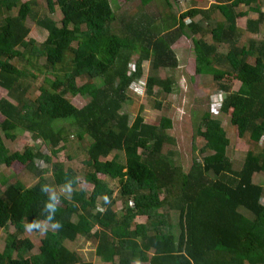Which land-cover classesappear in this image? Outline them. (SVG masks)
Returning <instances> with one entry per match:
<instances>
[{"label":"trees","instance_id":"obj_1","mask_svg":"<svg viewBox=\"0 0 264 264\" xmlns=\"http://www.w3.org/2000/svg\"><path fill=\"white\" fill-rule=\"evenodd\" d=\"M153 1L138 0V4L147 9ZM162 1L168 9L164 15L150 16L146 11L119 22L111 0H44L47 12L59 9L58 25L45 12L38 13L36 0H0V86L16 100L0 98V166L17 165L40 173L37 162L51 164L50 182L40 176L31 187L16 181L0 192V228L11 225L23 233L25 223L44 219L47 197L41 186L59 188L65 179L74 182L70 199L61 197L56 213L62 227L43 234L36 253L30 238L10 234L0 251V264H92L82 262L64 244L79 236L95 238L98 264H135L136 260L140 264H264V185L254 182L257 175H264V148L259 147L264 137V35L259 41L250 37L239 43L242 31L260 33L261 0H213L207 8L190 7L179 13L173 9L178 0ZM248 10L257 16L248 17ZM213 11L222 18H212ZM28 17L46 29L42 42L27 39ZM243 17L245 26L240 30L237 21ZM182 35L193 46L192 75L226 77L218 84L219 93H224L218 112L235 129L237 149L244 150L239 169L227 155L230 139L221 120L210 110L202 114L197 127L203 140L199 153L204 156L192 155L187 171L176 164L174 150L165 149L176 141L168 132L173 125L170 117L149 123L137 113L129 121L128 114L120 111L130 101L128 87L142 75L147 95H153L155 87L172 91L174 79L153 71L178 66L172 44ZM26 54L44 57L38 72H28L33 79L45 75L33 98L25 95L28 74L12 62ZM65 59L67 66L59 67ZM232 82L239 84L236 91ZM67 94L88 99L77 107ZM69 128L77 141H86L82 175L89 191L79 188L74 168L51 161L68 140ZM24 132L30 133L32 142L22 152L9 153L3 138L14 141ZM35 141L50 153L36 148ZM100 174L118 181L120 213L113 190ZM175 213L174 227L170 216ZM137 217L145 222L137 224Z\"/></svg>","mask_w":264,"mask_h":264},{"label":"rangeland","instance_id":"obj_2","mask_svg":"<svg viewBox=\"0 0 264 264\" xmlns=\"http://www.w3.org/2000/svg\"><path fill=\"white\" fill-rule=\"evenodd\" d=\"M38 13L43 12L46 15L53 18L58 25H60L61 14L59 9H55L54 12H47L45 8L44 0H36ZM213 0H178L174 4L173 9L177 13L182 12L190 7L198 8H207L210 5V2ZM111 6L117 14L118 21L121 22L123 18L127 16H138L143 12H148L150 16H159L164 15L168 9L162 0H154L149 4L148 8H142L138 4V0L125 1V0H111ZM242 10H247L246 6L240 7ZM261 9L264 12V0H261ZM248 17L255 18L257 14L251 10H248ZM13 14L16 13V10H13ZM211 17L215 19H221L222 16L218 11H213ZM197 19L200 18L198 15ZM246 17L239 18L237 24L239 25L240 30L245 26ZM26 25L29 27V34L27 39H34L36 43H40L45 40L47 36L46 29L37 25L32 17H28L26 20ZM264 35V22L261 24L260 33H247L242 31L239 34V43L245 44L248 38H254L259 41L263 38ZM198 37V35H196ZM207 40H210V37H206ZM37 46V45H36ZM38 48V47H36ZM172 49L174 50L176 57L178 59V66L174 69L169 68H160L153 73L158 77L165 78L171 76L174 79L173 89L170 93L161 91L158 87H155L153 90V95H147L143 85L145 76L142 75L137 81H135V87H128V96L130 101L122 105L121 112L127 113L129 116V121H132L137 113H141L143 119L149 123H157L161 116H168L172 119L173 125L169 129V133L175 137V144L166 146V148L173 149L174 160L176 164L180 165L184 171H187L192 163V155L197 156L198 159H201L204 154L199 153V149L203 147V140L197 133V127L200 126V118L205 111H209L211 115L221 120V124L226 131L228 138L230 139V145L228 147L227 155L233 163L235 169H239L243 160H244V150H238V138L236 131L232 128L227 122V117L220 116L218 112L219 102L222 99L224 93H219L218 84L221 81H225L226 77L220 80H216L213 73L207 75H192L193 73V46L191 40L185 36H180L174 44H172ZM222 52H225V48H221ZM30 59V62L26 59ZM68 59V58H66ZM62 64H59V67H66L67 60ZM135 57H132L129 61V68L132 70L134 68ZM18 67L24 68L25 72H38V69L42 67L44 63V57L39 56L37 58H32L26 54L25 58L14 59L12 61ZM145 65L148 66V62H145ZM44 74H39L36 79H33L30 74L26 77V84H29V88L25 92V95L29 97H35L38 95V87L41 85L44 79ZM52 76V75H51ZM49 76V77H51ZM82 82V80H81ZM78 80V83H81ZM239 84L237 82H232L231 88L236 91ZM66 97L71 101V103L77 107H82L87 99L81 95H69ZM0 98H7L12 102L16 100L11 97L7 90L0 86ZM157 102H160V105L157 106ZM1 120V116H0ZM68 140L64 145L59 149L55 156H51V161L55 160L62 161L65 166H70L74 168L79 175V188H83L87 191L91 189V186L83 181V175L85 172V166L82 161L86 157V141H77L74 136V131L69 128ZM29 132L17 134L14 141H9L3 138L4 145L8 149L9 153L12 152H22L25 145L30 144L32 139ZM36 148H39L45 153H50L49 148L45 147L39 141L33 142ZM259 147L264 148V137L260 142ZM113 153L110 154L109 158L113 156ZM38 169L40 173L34 172L33 169H24L20 166L14 165L12 168L5 167L4 165L0 166V192H2L5 187L13 182L19 181L26 187H31L35 184L40 176L45 178L47 182L51 181V164L47 162H37ZM99 177L113 190V198H116L117 202L115 203L116 210L120 213L122 211V203L119 199V183L117 180L110 178L108 175L100 174ZM5 182V183H4ZM254 182L260 185H264V175H257L254 178ZM261 203H264V198L261 200ZM101 209V208H100ZM171 222L176 226L177 216L171 214ZM137 224H142L145 222L144 217L136 218ZM10 234H16L18 237H28L34 242V247L32 251L34 253L38 252L40 245V239L42 234L38 231L32 233L26 232L18 233L15 228L11 225H7L0 228V251L5 245L6 238ZM64 244L70 250H73L79 254L82 262H91L92 264H98L100 261L95 255V238H87L86 236H79L76 240L69 242L65 241Z\"/></svg>","mask_w":264,"mask_h":264},{"label":"clouds","instance_id":"obj_3","mask_svg":"<svg viewBox=\"0 0 264 264\" xmlns=\"http://www.w3.org/2000/svg\"><path fill=\"white\" fill-rule=\"evenodd\" d=\"M40 191L47 197L42 209V212L45 214L44 219H33L32 221L25 223L24 228L26 232L32 233L38 231L43 235L49 230L56 232L62 227L61 222L56 219V213L61 204V197L70 199L74 191V182L73 180L65 179V182L63 185L59 186V188L46 183L41 186ZM107 200L108 198L105 196V201ZM101 211H103V209H101ZM135 264H140V261L136 260Z\"/></svg>","mask_w":264,"mask_h":264},{"label":"built area","instance_id":"obj_4","mask_svg":"<svg viewBox=\"0 0 264 264\" xmlns=\"http://www.w3.org/2000/svg\"><path fill=\"white\" fill-rule=\"evenodd\" d=\"M134 83H135V82H134ZM134 83H133L132 85L134 86V88H136ZM140 86H142V87H143V85H140Z\"/></svg>","mask_w":264,"mask_h":264}]
</instances>
